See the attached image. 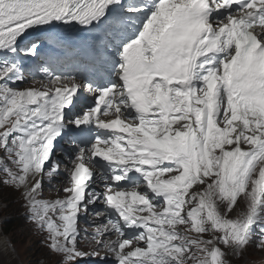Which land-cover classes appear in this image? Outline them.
I'll return each mask as SVG.
<instances>
[{
    "label": "snow or ice",
    "instance_id": "6c2138e0",
    "mask_svg": "<svg viewBox=\"0 0 264 264\" xmlns=\"http://www.w3.org/2000/svg\"><path fill=\"white\" fill-rule=\"evenodd\" d=\"M12 193L41 264H254L264 0H0V212Z\"/></svg>",
    "mask_w": 264,
    "mask_h": 264
},
{
    "label": "rangeland",
    "instance_id": "374dc122",
    "mask_svg": "<svg viewBox=\"0 0 264 264\" xmlns=\"http://www.w3.org/2000/svg\"><path fill=\"white\" fill-rule=\"evenodd\" d=\"M15 198V194L12 193V200L8 202V207L0 212V253H2V264H41V261L45 260L46 255L30 239V234L27 233L18 219L17 213L19 212V207L16 204ZM4 221L12 223L13 233L8 237H4L1 233V223ZM9 240L16 249L15 253L8 246ZM248 255L245 257L248 261L253 262L252 259L264 261L262 260L264 256L262 253L248 252ZM239 264H244V261L241 260Z\"/></svg>",
    "mask_w": 264,
    "mask_h": 264
},
{
    "label": "trees",
    "instance_id": "16d2710c",
    "mask_svg": "<svg viewBox=\"0 0 264 264\" xmlns=\"http://www.w3.org/2000/svg\"><path fill=\"white\" fill-rule=\"evenodd\" d=\"M11 231H12V225H8L7 228L4 229L6 235H9Z\"/></svg>",
    "mask_w": 264,
    "mask_h": 264
}]
</instances>
